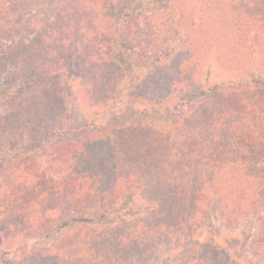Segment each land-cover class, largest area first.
I'll list each match as a JSON object with an SVG mask.
<instances>
[{
    "label": "rangeland",
    "instance_id": "rangeland-1",
    "mask_svg": "<svg viewBox=\"0 0 264 264\" xmlns=\"http://www.w3.org/2000/svg\"><path fill=\"white\" fill-rule=\"evenodd\" d=\"M9 1L0 0V264H264L263 214L253 201L244 199L246 215L224 214L218 209L223 196L207 203L202 230L188 242L159 229L156 211L165 208L158 205L162 193L148 184L153 180L126 181L133 149L143 163L148 158L129 137L141 142L150 128L187 117L200 100L198 87L182 81L179 98L154 106L162 101L156 85L179 67L186 71L195 39L187 42V33L173 29L141 46L128 35L132 15L153 23L168 0L112 1L113 44L99 54L93 41L76 52L61 39L56 45L48 39L51 29L64 31L59 10L65 0L15 7ZM6 5L12 6L8 12ZM205 55L197 69L204 87L238 77L264 79V67L254 60L229 72L214 54ZM95 175L99 182L91 186ZM94 242L97 252L90 253Z\"/></svg>",
    "mask_w": 264,
    "mask_h": 264
},
{
    "label": "trees",
    "instance_id": "trees-1",
    "mask_svg": "<svg viewBox=\"0 0 264 264\" xmlns=\"http://www.w3.org/2000/svg\"><path fill=\"white\" fill-rule=\"evenodd\" d=\"M30 1L34 0L9 2L15 7ZM65 1L62 2L64 8L59 10L60 15L66 18L64 31H48L53 35L48 37L54 41L53 45L61 39V43L80 52L82 44L93 41L98 54L103 46L110 48L114 25L108 17L107 5L114 0ZM243 1L168 0L165 13L161 12L153 23L144 25L136 15H132L127 22L128 35L141 46L148 39L164 36L165 32L173 29L187 33V42L195 39L197 44L189 46L193 49H187L186 71L179 67L166 84L156 85V89L161 88L162 101L154 105H164L166 99L172 102V97L184 91L176 87L184 81L188 88L198 87L200 100L197 106L187 117H175L164 129L150 128L141 142L139 137H129L131 143L140 147V153L148 158L143 163L136 157L137 148L133 149L135 164H131L132 173L127 174L126 181L131 178L136 182L153 180L148 184L154 191L162 193L158 205L165 208L163 214L156 211L160 217L159 229L163 228L165 233L179 240H195L202 230L201 208L209 202L214 204L221 196L225 200L220 201L218 209L223 208L226 215H246L244 199L260 206L263 215H259V229L264 236V79L257 81L251 77H238L222 85L214 83L204 87L199 80L202 73L197 70L205 61V54H214V58L229 72L253 60L264 67V0L252 6L235 3ZM10 7L4 6L6 12L10 11ZM181 9L182 12L176 16ZM200 44L207 48L202 50ZM139 52L142 51L139 49ZM95 58L96 53L93 52L89 56L90 65ZM191 60L194 61L192 68L189 66ZM78 152L86 153V147ZM117 171L115 169L112 174ZM120 177H115L114 183L119 182ZM97 178L95 175L92 181L90 176L86 181H92L91 186H94L99 182ZM110 187L107 193L112 196L115 187ZM91 189L95 187H89ZM168 189L171 196L166 198ZM102 200L104 204L108 201L105 198ZM236 209H240V213ZM149 236L147 234L144 238ZM259 244L264 246V240H260ZM26 247H22L23 252ZM89 248L88 252H97L96 242L91 243Z\"/></svg>",
    "mask_w": 264,
    "mask_h": 264
}]
</instances>
